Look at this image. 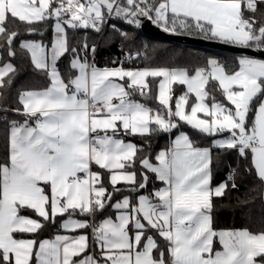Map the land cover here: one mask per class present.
<instances>
[{
    "label": "snow or ice",
    "instance_id": "1",
    "mask_svg": "<svg viewBox=\"0 0 264 264\" xmlns=\"http://www.w3.org/2000/svg\"><path fill=\"white\" fill-rule=\"evenodd\" d=\"M262 8L264 0H0V39L9 56L16 55L12 45L20 35L9 24L23 23L32 34L37 31L33 25L54 20L50 45L20 44L50 86L20 93L22 108L14 111L25 119L12 121L8 131L7 155L0 161V264H264V231L213 228V198L223 197L229 184L211 186V148L195 146L183 132L168 150L159 152L158 163L140 160L164 187L135 201L124 196L112 202L122 191L117 188L121 182L133 192L148 185L146 174L138 181L137 172L129 171L139 150L120 134L170 133L181 121L209 136L227 132L213 147L250 156L249 171L264 185V59L240 56L232 73L215 58L191 70L101 69L89 62L87 43L81 57L67 39V28L100 32L106 15L115 14L137 27L143 16L165 32L264 51ZM69 52L65 78L57 65ZM14 71L11 63L0 67V88L11 84L9 74ZM149 77L160 78L156 99L161 107L155 111L133 98L148 94ZM213 81L231 107L209 91ZM175 85L186 86V91L173 108ZM190 95L196 101L191 106ZM107 208L118 213L115 220L90 224L73 218H95ZM57 217H66L60 224L64 230L91 228L99 256L88 254L87 235L39 239ZM214 240L222 250L214 249Z\"/></svg>",
    "mask_w": 264,
    "mask_h": 264
},
{
    "label": "trees",
    "instance_id": "2",
    "mask_svg": "<svg viewBox=\"0 0 264 264\" xmlns=\"http://www.w3.org/2000/svg\"><path fill=\"white\" fill-rule=\"evenodd\" d=\"M123 2V0H121ZM264 12V8L261 9ZM53 21L48 20L32 27L36 28L35 33L29 34L26 31V25L15 21L9 24L10 30H19V38L12 45L15 51V56L8 55L7 46L4 40L0 39V63H11L15 71L9 74L11 84L5 83L4 87L0 88V161L4 160L7 155V140L8 131L11 122L18 119H23L22 115H18L15 109L22 108L19 102L20 93L28 90H41L49 86L50 81L47 75L34 67L27 50L20 48V44L24 40H39L45 45H50L53 34ZM114 26V27H113ZM103 25L101 27V30ZM119 30V31H117ZM121 33H127V38ZM198 36V35H197ZM67 39L69 47L78 49L81 57L85 56L83 45L89 46V51L86 53L87 58L93 53L90 51L95 47V52L92 56V62L96 67H116L118 66L119 51L117 46L128 53L133 54L137 60H141V67H167V68H187L189 70L196 67L205 66L208 58H215L226 67V70L231 73L237 69L238 56L230 53L216 52L200 47L183 45L174 43L162 38L154 37L145 34L137 27H133L129 23L123 22L122 19L111 21L103 30L96 32L92 28H67ZM144 49V51H142ZM143 53V57L137 56V53ZM72 58V53H66L58 61V68L65 78L69 74V62ZM5 77V81L9 79ZM209 91L222 103H227L225 97L218 87L217 82H211L208 86ZM155 87H150V91L146 96L140 97V102L148 107H153L155 110L161 106L158 104L153 94ZM182 85H175L173 88V101L183 92ZM211 102V101H208ZM254 118V111L249 114V120ZM20 121V120H19ZM154 127V126H153ZM177 130H182L187 133L189 138L196 146H211V136L200 133L184 122H179V127L173 129L172 133ZM169 132L154 131L151 135H127L126 137L136 143L138 153L136 164L133 171L137 172V180L141 179V174L148 176V185L146 189H141L138 192L130 191L131 185L120 183L117 188L122 191L116 193L113 197L115 200L129 196L133 200L138 194L151 193L159 182L155 179L153 173L146 171L141 165L142 158L155 160L156 152L161 148H166L169 140ZM212 152V181L211 186H215L222 182H228L229 187L223 197H214L213 228L218 229H248L253 233L264 231V198L263 187L259 182L255 171H249L251 168L250 156L248 159L241 157L236 150L211 148ZM232 177L230 180L229 177ZM235 182L236 187L232 188L231 184ZM108 191H112L109 184H105ZM114 215L113 208H107L102 213H97L95 221L102 220ZM35 218V217H34ZM85 218V217H84ZM88 218V217H87ZM85 218V219H87ZM59 219L57 217L55 224L49 223L40 232L39 239L53 237L59 228ZM151 233V232H150ZM154 235V233H151ZM161 247H166V242L157 237ZM95 243V252L98 254V248ZM260 258H257L259 261Z\"/></svg>",
    "mask_w": 264,
    "mask_h": 264
},
{
    "label": "crops",
    "instance_id": "3",
    "mask_svg": "<svg viewBox=\"0 0 264 264\" xmlns=\"http://www.w3.org/2000/svg\"><path fill=\"white\" fill-rule=\"evenodd\" d=\"M53 37H54V30H53V34H52V39H53ZM24 41H27V40H24ZM24 41H22V42H24ZM21 42V43H22ZM29 53V52H28ZM92 54V56H93V53H91ZM90 54V55H91ZM29 56H30V58H31V54L29 53ZM90 57V56H89ZM89 59V58H88ZM6 64H8V63H0V67H3L4 65H6ZM98 68H101V69H103V68H118V66H116V67H98ZM123 68H125V69H128V70H137V69H140V70H142V69H145V68H151V67H138V68H131V67H123ZM238 70V66H237V69L235 70V71H237ZM234 72V71H233ZM232 73V72H231ZM147 80H148V84H149V88L151 87V85H152V87H155V91H154V94H153V98H155L156 99V97H157V95H158V85H159V80H160V78H152V77H149V78H147ZM117 82H119V83H126V81H119V80H117ZM49 86H50V84H49ZM41 90H43V89H41ZM183 92L181 93V94H179L177 97H179L180 95H182L185 91H186V86H183ZM28 91H30V90H28ZM25 92V91H24ZM140 97H142V96H140L138 93H136V94H134V99H136L137 101H139L140 102ZM176 97V98H177ZM176 100V99H175ZM156 101L158 102V100L156 99ZM195 101V97H194V95H190L189 96V102H191V103H193ZM226 102H227V100H226ZM142 103V102H141ZM175 103V102H174ZM209 103H211V102H209ZM222 103V102H221ZM224 104H226V105H228L229 107H231V105L230 104H228V102L227 103H224ZM150 108H152L153 109V111H155V109L153 108V107H150ZM173 108H174V106H173ZM18 115H22V114H19L18 113ZM201 118H203V114H198ZM23 116V115H22ZM25 119V117L23 116V119L21 120V119H18V120H14V121H19V122H23V120ZM254 119V118H253ZM190 126V125H189ZM191 127V126H190ZM185 133V134H187L186 132H184V131H182V130H177V131H174L173 133L172 132H170L169 134V140H168V144H167V147L166 148H161V149H159L157 152H156V154H155V160L154 161H151L153 164H156V163H158V161H156V156L159 154V152H161V151H166V150H168L171 146H172V142L175 140V138L178 136V135H180L181 133ZM109 134H111V133H109ZM229 134L227 133V132H225V133H223V134H217V135H213V136H211V146H197V147H201V148H205V147H208V148H213V142L215 141V140H217V139H224V138H226L227 136H228ZM127 135H125V134H123V133H121L120 134V136H119V138H122L126 143L127 142H131V143H133L134 145H136V143L135 142H133V141H131L130 139H128L127 137H126ZM139 136H141V135H139ZM194 143V142H193ZM195 145V144H194ZM196 146V145H195ZM214 148H216V147H214ZM141 165V164H140ZM142 166V165H141ZM94 170H96L95 168H94ZM129 171H133L132 169H129ZM147 171V170H146ZM154 176H155V174H154ZM155 179L159 182V186L158 187H156L155 189H158V188H161V187H164V185L162 184V182H160L157 178H156V176H155ZM104 183L105 184H108L109 185V182H108V176H107V174H105V176H104ZM121 183H124V182H121ZM222 183H224V182H222ZM221 184V183H220ZM219 184H217V185H215V186H212L213 188H215L216 186H218ZM154 189V190H155ZM153 190V191H154ZM152 191V192H153ZM141 194H143V195H146L145 193H141ZM141 194H138L136 197H135V200L138 198V196L139 195H141ZM124 197V196H123ZM123 197H121V198H119V199H117V200H115L114 201V203L116 202V201H118V200H122L123 199ZM263 198H264V187H263ZM134 200V201H135ZM116 215H118V213L114 210V215H112V216H109V217H111L113 220H115V217H116ZM109 217H107V218H109ZM74 219H81V220H83V219H85L83 216H80V215H76V216H74L73 217ZM63 219H66V217H60V219H59V228H60V230L57 232V233H55V235L53 236V237H49V238H42V239H54V237L57 235V234H60V235H68V236H78V235H87V230H76V231H72V230H64V229H62L61 227H60V224H61V222H62V220ZM105 219V218H104ZM104 219H102V220H100L101 222L104 220ZM219 230H228V229H218L217 231H219ZM235 230H240V229H235ZM150 235H152L151 233H149ZM97 248H98V254H97V256H99V247H98V245L96 246ZM214 249L215 250H222V247H221V245L218 243V240H214ZM88 254H90L89 253V251H88Z\"/></svg>",
    "mask_w": 264,
    "mask_h": 264
},
{
    "label": "water",
    "instance_id": "4",
    "mask_svg": "<svg viewBox=\"0 0 264 264\" xmlns=\"http://www.w3.org/2000/svg\"><path fill=\"white\" fill-rule=\"evenodd\" d=\"M141 24L138 29L147 35L162 38L174 43L190 45L195 47H200L216 52L230 53L238 57L240 56H250L256 59H264V51H260L253 48H241L235 45L225 44L219 41L206 40L201 36L188 35V34H173L171 32H165L162 27L153 23L146 17H139Z\"/></svg>",
    "mask_w": 264,
    "mask_h": 264
},
{
    "label": "built area",
    "instance_id": "5",
    "mask_svg": "<svg viewBox=\"0 0 264 264\" xmlns=\"http://www.w3.org/2000/svg\"><path fill=\"white\" fill-rule=\"evenodd\" d=\"M122 17H117L115 16V14H112L111 16H107L106 15V22L103 24V28L101 30V32H103L104 28L113 20L115 19H119ZM123 22H127L126 19L122 18ZM128 23V22H127ZM132 26H135L134 24H132ZM117 50L119 51V55H118V67H131V68H138L140 67L141 64V60H137L133 54L128 53L127 51H125L121 45L117 46ZM131 54V55H130ZM143 57V53H141L140 58ZM89 62L92 63V54L89 57ZM88 222L90 224L92 223H96L99 224L101 221H95V219L93 217H88L87 218ZM87 236L89 237L88 240V244H89V248L88 251L90 254H94V245H95V241L93 238V233H92V229L88 228L87 229Z\"/></svg>",
    "mask_w": 264,
    "mask_h": 264
},
{
    "label": "rangeland",
    "instance_id": "6",
    "mask_svg": "<svg viewBox=\"0 0 264 264\" xmlns=\"http://www.w3.org/2000/svg\"><path fill=\"white\" fill-rule=\"evenodd\" d=\"M119 19H122V18H119ZM125 23H127V22H125ZM130 25H132V24H130ZM135 25V24H134ZM133 27H136V25L135 26H133ZM53 30H54V21H53ZM27 41H35V42H41V41H39V40H27ZM142 51H144V49L142 50ZM142 53V52H141ZM72 59V58H71ZM70 59V60H71ZM175 102V101H174ZM196 101H194L193 103H191V102H189V106H191L192 104H194ZM175 105V103H173V106ZM179 131V130H178ZM94 248H95V245H94ZM94 252H95V249H94Z\"/></svg>",
    "mask_w": 264,
    "mask_h": 264
}]
</instances>
